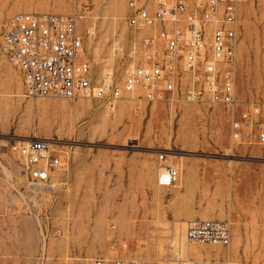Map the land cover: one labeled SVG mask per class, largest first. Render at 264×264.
Segmentation results:
<instances>
[{
	"label": "rangeland",
	"instance_id": "obj_1",
	"mask_svg": "<svg viewBox=\"0 0 264 264\" xmlns=\"http://www.w3.org/2000/svg\"><path fill=\"white\" fill-rule=\"evenodd\" d=\"M128 1L0 0V39L13 14L76 13L93 80L112 74L121 86L145 63L142 39L159 30L129 27ZM240 17L238 111L264 101V0H248ZM23 89L0 55V264H174V254L264 264V146L232 144L223 106L137 93L110 111L87 98H27ZM33 138L51 140L62 158L46 185L30 181L16 153ZM162 150L161 165L178 172L171 187L157 183ZM192 219L229 221L230 248L188 243Z\"/></svg>",
	"mask_w": 264,
	"mask_h": 264
},
{
	"label": "built area",
	"instance_id": "obj_2",
	"mask_svg": "<svg viewBox=\"0 0 264 264\" xmlns=\"http://www.w3.org/2000/svg\"><path fill=\"white\" fill-rule=\"evenodd\" d=\"M248 0H129L127 25L135 30L159 26L155 36L142 39L145 63L128 71L119 86L112 74L96 83L83 59V42L76 13L19 12L1 25L0 55L23 78L27 98L94 100L112 111L126 96L140 94L148 102L180 95L188 102L223 106L230 116L232 144L264 146V101L249 102L238 111L237 96L240 16ZM167 24H173L168 28ZM160 43V46L156 45ZM186 75V76H185ZM187 80L183 83V79ZM52 141L33 138L16 149L33 184L46 185L61 166L51 152ZM164 150L157 154L161 173L157 183L171 187L178 180L172 166H162ZM190 244L230 248L231 223L192 219L185 223ZM174 264H232L219 259H190L179 254ZM91 264H142L139 258H96Z\"/></svg>",
	"mask_w": 264,
	"mask_h": 264
},
{
	"label": "bare ground",
	"instance_id": "obj_3",
	"mask_svg": "<svg viewBox=\"0 0 264 264\" xmlns=\"http://www.w3.org/2000/svg\"><path fill=\"white\" fill-rule=\"evenodd\" d=\"M80 108V107H79ZM186 251H187V249H186ZM194 251H197V250H194Z\"/></svg>",
	"mask_w": 264,
	"mask_h": 264
}]
</instances>
